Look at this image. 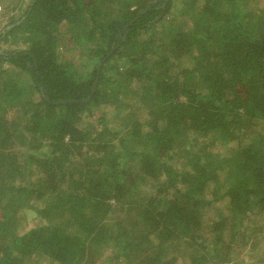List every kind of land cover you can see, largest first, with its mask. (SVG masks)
Wrapping results in <instances>:
<instances>
[{
	"label": "trees",
	"instance_id": "trees-1",
	"mask_svg": "<svg viewBox=\"0 0 264 264\" xmlns=\"http://www.w3.org/2000/svg\"><path fill=\"white\" fill-rule=\"evenodd\" d=\"M17 1L0 264H264V0Z\"/></svg>",
	"mask_w": 264,
	"mask_h": 264
},
{
	"label": "rangeland",
	"instance_id": "rangeland-1",
	"mask_svg": "<svg viewBox=\"0 0 264 264\" xmlns=\"http://www.w3.org/2000/svg\"><path fill=\"white\" fill-rule=\"evenodd\" d=\"M14 0H2V3L0 4V32L6 28L5 26L8 23L9 18L11 17L10 14L8 15L7 12H9V9L11 10V3ZM17 1V0H16ZM19 1V0H18ZM17 1V2H18ZM30 0H21L22 7H26L29 5ZM262 4V3H261ZM262 7V5H259ZM14 12V11H10ZM160 39L163 37V33L159 34ZM3 50L6 49L5 46H2ZM80 69L84 72H87L88 70L92 69V63H89L85 58L82 59ZM24 213H19V216H22V230L21 232H26L30 230L31 228L35 227V225L38 223L36 218L34 217V214L32 212H26V215L24 216ZM178 260H183V258L180 256ZM179 264H182L181 261H179Z\"/></svg>",
	"mask_w": 264,
	"mask_h": 264
},
{
	"label": "water",
	"instance_id": "water-1",
	"mask_svg": "<svg viewBox=\"0 0 264 264\" xmlns=\"http://www.w3.org/2000/svg\"><path fill=\"white\" fill-rule=\"evenodd\" d=\"M97 85H98V81L95 83V85H94V87H93V91H92L90 97H89L87 100H85L84 102H89V101L92 99L93 95H94L95 92H96ZM42 93H43V96H44L45 100H46L48 103H50V104H52V105H55V106H59V105H64V104H68V103H74V102H76V101H73V100L51 102V101L49 100V97L47 96L46 91H45L44 89H42Z\"/></svg>",
	"mask_w": 264,
	"mask_h": 264
}]
</instances>
